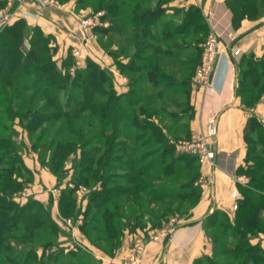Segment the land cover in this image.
Returning a JSON list of instances; mask_svg holds the SVG:
<instances>
[{
	"label": "crops",
	"instance_id": "obj_1",
	"mask_svg": "<svg viewBox=\"0 0 264 264\" xmlns=\"http://www.w3.org/2000/svg\"><path fill=\"white\" fill-rule=\"evenodd\" d=\"M131 1L134 4L138 0ZM140 2V5L146 8L157 6L156 0ZM192 5L201 10L207 28L210 31L214 30L222 42L228 45L227 51L217 60L208 90L192 89L189 96L193 109L189 123L190 134L204 131L208 120L215 119L216 165L213 167L208 164L202 165L203 180L193 184L201 190L196 199L190 194L185 197L173 195L168 198L181 202L178 206L170 207L173 211L166 208L167 213L163 212L160 217L163 220L167 214L169 220L176 219L180 223L167 238L147 244L141 254L140 264H204V256L213 255L214 243L208 232L212 231L215 225H211L209 218L214 214L218 218L220 212H224L231 221L234 220L236 210L232 208L234 204L232 192L238 189V184H244L248 180L246 175L238 172L239 167L245 165L248 154L246 127L252 116H257L264 123V93L253 106H247L237 93L241 55L255 53L262 56L264 52V12H261L257 19L245 18L236 26L233 11L228 7L226 0H169L163 5L164 9L156 17L155 22L150 25L158 36L156 44L162 50L155 59L159 65V77L164 81L173 78L175 79L173 82H177L176 85L179 86L180 82L191 76L189 68L199 62L200 56L198 53L195 54L193 48L195 44H191L186 50L183 44L170 49L165 46L173 37L177 38L176 41L182 42L184 33H171V36H167L168 30L166 31L164 26L169 25L172 29V25L181 23L184 10ZM93 10L91 6L79 0H0V12L9 13L11 16L10 22L4 27L20 20L24 21L26 47H29V39L35 26H39L45 34L53 36L49 45L56 47L54 59L59 68L74 47H80L87 52L88 45L95 42L94 38L88 37L92 30L84 31L79 24L80 18L92 13ZM123 17L122 14L114 16V89L117 94L126 93L130 89L131 77L141 75V84L148 91L161 90L166 86V82L159 87L151 84L145 74L144 66H150L147 60L138 61L142 67L132 69L129 66L135 46L127 26L129 23H126V31L119 22L121 18L124 19ZM4 27H0V31ZM232 45L235 49H240V54L234 55ZM19 153L32 176L30 191L33 198L49 208L52 219L60 228L59 232H72L70 239H67L69 245L73 246L68 250L72 254L76 252L81 257L88 258V264H91L92 260L98 264H126L139 239L149 237L154 227L150 218L156 215L153 211L137 214L136 220L130 224L124 223L121 227L122 232H118L119 240L115 239L112 245L106 244L108 240L100 236L95 242L90 241L91 232L82 229L84 225L82 218L90 203L88 186H75L74 196L79 214L73 218L72 225H66L64 219L70 217L62 216L60 200L64 189L68 185L73 186L72 181L70 178L69 180L60 178L48 166L43 165L35 152L28 155V150L21 148ZM51 189L58 192H52ZM101 242H104L105 246H100ZM251 242L259 244L264 250V233L257 234Z\"/></svg>",
	"mask_w": 264,
	"mask_h": 264
},
{
	"label": "trees",
	"instance_id": "obj_2",
	"mask_svg": "<svg viewBox=\"0 0 264 264\" xmlns=\"http://www.w3.org/2000/svg\"><path fill=\"white\" fill-rule=\"evenodd\" d=\"M79 1L84 2L86 0ZM156 1V7L146 8L141 6V2L138 0L131 5L129 15L124 16L125 9H127L125 0L120 1L124 3V5H122V11L119 0H114V16L122 14L126 23H129H127V26L132 34L135 46V52L132 54V60L129 66L132 69H136L142 67V65L138 64V61L142 59L147 60L150 66L145 65L144 68L146 70L145 74L151 84L155 87H159L162 83L166 82V86L156 92L157 95L155 96L157 97L155 98L160 100L166 99L167 93L171 89H176L178 87L181 89L179 90V95L183 96L184 94L190 105L189 96L192 91V76L194 75L197 65L201 61L202 48L199 42H195L197 48H194V50L198 51L197 53L200 56L199 62L189 68L191 69V76L186 78L183 82H180V84L178 83L179 86L176 85L177 82H173V80H175L173 78H167V80L164 81L159 77V65L155 59L162 50L156 44L158 36L151 29L150 25L155 22L156 17L164 9L163 5L169 0ZM226 2L228 7L233 11L234 24L236 26L240 25L243 19L248 18L254 20L258 18L261 12H264V0H226ZM25 27L24 21L20 20L12 25L4 27L0 31V77L8 86H15L17 85L16 83H20L23 90L30 88L48 96L46 102L53 109L52 113L48 112L44 114L38 111L34 112L32 108L28 110L30 119L26 123V129H28L30 133L36 130L40 122L47 120L46 118H48L50 114L58 113L61 116L63 113L65 118L69 120L72 119V121L67 123L69 131L81 138L77 141L54 138L51 141V147H53L51 158L47 159L46 155L40 154L42 164L48 166L55 173H58V169L62 166L72 150L76 151L77 148H79L80 151L82 150V157L78 159L76 163L77 170L75 171L74 168V178L71 179L73 186L68 189L66 188L61 196L60 210L62 216L71 215V203L76 201L74 196L75 186L79 185V183L88 184L89 178L93 175H96L98 180L104 179L103 177H105L103 172L100 174L99 171L94 169L95 157L92 154L86 153L87 150L84 145L88 142L86 139H83L81 134L82 131L77 127H72V124H76L82 116L84 119V115L81 114H83L82 111L85 110H91L93 114L99 115L100 121L107 118L103 128L106 129L114 125L113 137L118 147L124 145L125 142H121L120 139L122 136L121 133H123L121 132L122 127H136L138 131L137 134H135L136 139L140 137V128H144L146 131H156L158 134L155 137V141L159 143L162 156H170L171 159L175 156L174 161H172L178 164L183 161H186V163H194L196 161L194 170H197L198 174V167L200 165L197 162V157L183 152L182 154H176L177 144L170 140V136L166 134L164 129H160L159 125L156 124V120L151 116L140 119L138 116H134L133 111L130 110L132 120L124 121L123 107L126 101L130 107L133 104L142 103L140 105L141 111L147 110L149 107L143 104V100L151 99L152 94L148 89L142 86L141 75H133L131 77L129 91L117 94L116 90L112 88L111 76L104 68L93 61H89L83 69H76L74 75L69 71L65 72L61 70V68L58 67L57 61L54 59L56 47L49 45L53 36L45 34L39 26L34 27L32 36L29 39V47H26L27 42L24 39ZM164 27L166 31L168 30L167 36H171V33H173L170 31L171 27L169 25H165ZM203 27L205 29L207 28L204 16L201 10L193 5L187 10H184L183 21L181 23L172 25L174 31L184 34L191 31L192 28L202 29ZM183 48L185 49V47ZM42 50L46 53L44 56L46 61L44 62H42L44 58L41 53ZM71 55L72 53L70 52L63 60V66L70 67V62H68L67 58L71 57ZM241 59L238 66L239 85L237 87V93L242 97V101L247 106H253L264 93V52L262 56H257L255 53L243 54L241 55ZM70 82L71 85H69ZM136 82L140 84L135 86L134 84H136ZM108 88L110 89L109 95H107L105 91V89ZM113 89L114 92H112ZM64 91H67V94H69V101L66 103L62 102L59 98L60 93ZM140 95H142L143 98ZM101 97L106 98L98 102ZM75 98L80 99L79 102L77 101L78 103L76 102L78 107L71 108ZM64 108H67L65 112H63ZM9 109H12V111L15 110L13 107H9ZM16 115L17 113L14 111L12 117L15 118ZM3 122L4 121L0 122V127L6 129L7 125ZM12 133L13 132H7L0 136V150L13 149L15 151V158L25 165L19 153L22 145L14 140ZM125 135H127V137L130 136V132L128 131ZM152 137L153 136H149L147 140L150 141ZM245 137L248 145V154L245 165L240 166L238 172L246 175L249 181L244 184H238L240 194L237 198L238 208L234 220L231 221L226 213L220 212V215L224 217L223 220L225 222L227 221L226 223L229 228L234 229L233 236L237 238L235 244L230 247L228 245L226 246L224 243V248L226 250L232 249V252L243 248V255H246L247 252L253 253V255H247V259H251L250 261L258 264H264V250L259 244H252L251 237L249 236L264 233V123L257 116L250 117L246 127ZM107 145H109V143H107ZM34 146H36V144H34ZM118 147L115 149V151H118L117 153L120 152ZM10 155L12 154L5 153L0 158V248L4 246V240L12 236L10 232H16L21 228L34 232L36 229L49 222L55 227L54 231L51 232L60 231V228L52 219L49 208L39 200L32 196L24 203L15 200L14 193L22 189L29 178L15 177L12 179L4 176V174L12 171L2 168L1 161L11 157ZM46 159L49 161V165ZM115 163L116 162H114V165ZM26 171L31 176L27 167ZM140 174H142V172H140L139 175ZM197 174L193 176L191 182H189L188 187L191 189L190 192L186 191L176 194L175 190H173V192H171L172 195L176 194L177 196L180 195L185 197L190 194V196L194 198L198 197L201 194V190L193 186ZM128 180L130 182V179ZM103 183V185H105V182ZM105 187L92 193L85 214L94 204L99 209L102 203L107 202L110 197H123L126 194L124 190L117 188L107 192L108 190H106ZM135 194V191L127 193L128 196H134ZM73 199L75 201H73ZM106 211L108 212H106L108 217L112 216L113 218V212ZM95 213H99V211L97 210ZM118 213L120 212L118 205H116L114 207V219L118 217ZM215 215L216 214L209 218L211 225H215L219 222ZM223 220L221 221L224 222ZM85 222L89 224L91 222V217L90 220H86ZM86 224H84L82 228L90 232L91 228H86ZM43 230L47 231L49 227L45 226ZM118 232H122V229L119 228ZM238 237H240V239H238ZM211 238L213 239V237ZM116 240H119V236ZM73 253L77 259H80L81 255H79V253Z\"/></svg>",
	"mask_w": 264,
	"mask_h": 264
},
{
	"label": "rangeland",
	"instance_id": "obj_3",
	"mask_svg": "<svg viewBox=\"0 0 264 264\" xmlns=\"http://www.w3.org/2000/svg\"><path fill=\"white\" fill-rule=\"evenodd\" d=\"M120 1L122 0H119V2ZM84 2L94 9L93 12L89 14L103 12L100 16L102 25L87 30H92V32L88 34V37L94 38L95 42L90 46L88 45L89 51L84 52L81 49L80 64H76V57L72 54L71 57L67 58L68 62H70V67L63 66L64 62H62L61 70H64L65 72L69 71L74 75L75 71L72 72L71 69L73 66L76 65L75 70L78 68L83 69L89 61H93L108 72L111 76L113 84L112 88H114V0H86ZM132 4L133 1L125 0V5L129 8L125 9L124 16L129 15ZM122 5H124V3H121V11L123 10ZM123 20H125V18H121L119 22L122 23V26L127 31L126 20L125 22H121ZM103 23L106 24L103 25ZM170 31H172L173 34H179L177 33L178 31L174 32L172 29ZM209 32L210 30L208 28L205 29L204 27L202 29L192 28L191 31L186 32L182 36V42L176 41L177 38L173 37L172 40L165 43V46L170 49L173 46H181L183 44L182 46H184L186 50L191 44L194 45L195 42L201 43L204 41ZM219 38L221 40L220 36ZM193 48H197V45H194ZM232 48H234L233 45ZM197 52L198 51H196L195 54ZM41 53L43 57L46 54L43 50ZM55 53L56 48L54 55H56ZM44 61H46L45 57L42 62ZM16 84L17 85L15 86H8L0 77V122L4 121L3 123L7 125L6 129L0 127V136L7 132H13L14 140L21 144L22 148L28 150V155H32V153L35 152L40 161V154L46 155L47 159L51 158V152L53 150V147H51V141L54 138H62L67 141H77L78 139H81L69 131L67 123L72 121V119L69 120L65 118L63 113L61 116L58 113L50 114L48 118H46L47 120L40 122L39 126L36 127V130H33L32 133H30V131L26 129V123L30 119L28 112L29 108H32L34 112L38 111L44 114L48 112L52 113L53 109L46 102L48 96L43 95L40 91L30 88L23 90L20 83ZM138 84L140 83L136 82L134 85L137 86ZM69 85H71V82ZM179 90L181 89L178 87L176 89H171L167 93L166 100L155 98L157 97L155 96L157 95V91L150 90L152 98L143 100V104L149 106L147 110L141 111L140 105L142 103L133 104L130 107L127 104V101L123 107L124 121L132 120L130 110L133 111L134 116H138L140 119L151 116L156 120V124L159 125L160 129H164L166 134L170 136V140L177 144L176 154H182V151L178 148L180 141L188 139L191 135L189 131V123L193 115L192 106L188 104L187 98L184 94L183 96L179 95ZM105 91L107 95L110 94L109 88L105 89ZM112 92H114V89ZM140 96L143 98L142 95ZM59 98L62 102L66 103L69 101V94H67V91H64L63 93H60ZM105 98L106 97H101L98 102L105 100ZM77 101L79 102L80 99L75 98L71 108L78 107ZM9 107L15 109V113H17L15 118L12 117L14 111L9 109ZM65 110H67V108H64L63 112H65ZM82 113L83 114L81 115H84V119L82 116L79 119L80 121L78 120L76 124H72V127H77L82 131L81 134L83 139H86L88 142L84 145L87 150L86 153L92 154L95 157L94 169L99 171L100 174L103 172L105 177H103L104 179L98 180L96 175H93L89 178L88 184L79 183V185L88 186L89 199L94 191H99L105 186L106 190H108L107 192L114 190V188L126 192L122 198H119L120 196H117L116 199L110 197L107 202L102 203V206L99 207V209L94 204V207L92 206L88 212L83 215L82 220L84 224H86L85 221L90 220L91 217V222L85 226L86 228H91V236H89L90 241L95 242L100 236L101 238L108 240L106 244L112 245L119 235V228L121 229L124 223L130 224L131 221L133 222L136 220L135 216L137 214H145L152 211L156 214L154 218H150L154 227L147 239H139L140 241L145 242L144 250L149 242L156 241L151 239V235L156 234L159 230L168 228L171 232L158 240L170 236L180 222L176 219L169 220L170 218L166 216L167 214L165 215L166 218L162 220L160 215L163 212L167 213L166 208L168 209L180 204L181 201L168 200V198L173 196L171 193L173 190H175L176 194L189 190V182H191L192 177L197 174V170H194L196 161L194 163H186V161H183L178 164L173 162L175 156H173L172 159L170 156H162L159 149V143L155 141V137L158 133H156V131H146L144 128L139 129L140 137L136 139L135 134L138 132L136 127H122L121 132L123 133H121L122 136L120 139L121 142H125L124 145L118 147L113 137L114 125L106 129L103 128L107 118L100 121L99 115L93 114L91 110H85L82 111ZM128 131L130 132V136L127 137L125 134ZM201 132H203V130L195 131V133ZM40 135H42V138L39 137ZM147 136L153 137L148 141ZM107 143H109V145H107ZM34 144H36V146H34ZM117 147L119 148V153H117L118 151H115ZM77 150H72L62 166L58 169L57 175L60 178H65L67 180H69V178L70 180L74 178V168L76 171V163L78 162V159L82 157V150L80 151L79 148H77ZM5 153H10L12 155H10L11 157L8 159L2 160L1 166L12 172L4 174V176L12 179L15 177L29 178V180L25 182V186L19 190L25 193L21 195L20 198H15L14 196L16 201L20 203L26 202L30 196L33 197V194L30 191L32 176L26 171V166L22 164L20 160L15 158V151L13 149L0 150V158ZM114 162H116L115 165ZM197 162L199 163L198 159ZM213 163L212 167L216 165L215 160ZM199 165L197 178H195L196 180L194 181L196 183L203 180L201 173L202 164L199 163ZM140 172H142V174L139 175ZM128 179H130V182ZM248 181L249 178L247 182ZM103 182H105V185H103ZM68 188H70L69 185L67 189ZM237 190L239 192V189ZM130 191H135L136 194L130 197L127 195ZM52 192L57 193L58 190L53 189ZM73 201L75 200L73 199ZM116 205H118L120 213H118V217L114 219V207ZM71 206V215L63 217H70L73 220V218L79 214V211L76 201L71 203ZM97 210L99 213H95ZM106 210L113 212V218L112 216L108 217ZM170 210L173 211L171 208ZM233 210L237 209L233 208ZM223 218V215H220L218 217L219 222L216 223L215 227L210 231L212 234L208 232V235L213 237V239L211 238L212 242L215 243L214 253L211 256H204L203 263L258 264L250 261L251 259H247V255H253V253L247 252L246 255H243V248L237 249L234 252H232V249L226 250L224 248L225 245H228L229 247L234 245L237 238L233 236L234 229L229 228L226 223L227 221L225 222ZM67 224L68 223L66 222V225ZM45 226H48L49 230L44 231L43 228ZM54 229V225L48 222L34 232L28 231L25 228H21L16 232H10L12 236L6 238L4 240V246L0 248V264H88V258L81 257L80 259H77L70 251H68L73 247L69 245L70 242H67V239H70L69 237L72 236V232H51L54 231ZM82 229L83 231L88 232L85 228ZM60 236L62 238H60ZM249 236L252 239L257 235ZM238 239H240V237H238ZM100 246H105L104 242H101ZM144 250L139 252L136 248L130 255L126 264H140V257ZM90 263L98 264L93 260L90 261Z\"/></svg>",
	"mask_w": 264,
	"mask_h": 264
},
{
	"label": "built area",
	"instance_id": "obj_4",
	"mask_svg": "<svg viewBox=\"0 0 264 264\" xmlns=\"http://www.w3.org/2000/svg\"><path fill=\"white\" fill-rule=\"evenodd\" d=\"M103 12L97 14H86L80 18V28L84 31L90 30L95 26L102 25L100 16ZM10 14L5 12H0V27H4L10 22ZM106 23H103V25ZM218 34L211 30L205 37V40L199 43L202 48L201 61L196 67L194 75L192 76V89L193 91L208 90L211 85L212 74L216 66L218 58L227 51L228 45L221 43ZM234 55L240 54V49L233 48ZM73 56L76 57V64H80L81 48L74 47L72 49ZM75 66H73L72 72L75 71ZM215 136V119L211 118L208 120L206 129L201 133H191L188 139L180 141L178 148L183 153L191 154L197 157L199 163L202 165L209 164L212 166L216 157V148L214 142ZM203 179V178H202ZM25 192L15 193V198H20ZM239 192L234 189L232 192V197L234 198L233 208H238L237 198ZM68 225H72L73 220L71 218L64 219ZM171 230L168 228H163L159 230L156 234L151 235L152 240H158L161 237L167 235ZM145 247V242L138 241L137 251L142 252Z\"/></svg>",
	"mask_w": 264,
	"mask_h": 264
}]
</instances>
